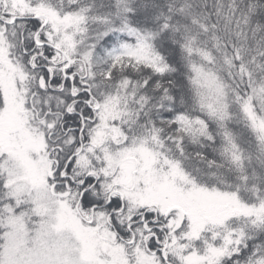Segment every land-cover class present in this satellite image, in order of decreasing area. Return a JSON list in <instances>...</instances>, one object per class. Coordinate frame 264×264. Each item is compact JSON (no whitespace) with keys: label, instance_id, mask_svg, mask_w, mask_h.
Returning <instances> with one entry per match:
<instances>
[{"label":"snow or ice","instance_id":"snow-or-ice-1","mask_svg":"<svg viewBox=\"0 0 264 264\" xmlns=\"http://www.w3.org/2000/svg\"><path fill=\"white\" fill-rule=\"evenodd\" d=\"M0 264H264V0H0Z\"/></svg>","mask_w":264,"mask_h":264}]
</instances>
